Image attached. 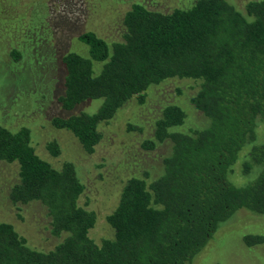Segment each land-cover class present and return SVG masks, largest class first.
Listing matches in <instances>:
<instances>
[{
	"label": "trees",
	"instance_id": "16d2710c",
	"mask_svg": "<svg viewBox=\"0 0 264 264\" xmlns=\"http://www.w3.org/2000/svg\"><path fill=\"white\" fill-rule=\"evenodd\" d=\"M5 17L0 4V35L37 47L63 76L56 98L62 112L51 123L72 133L87 154L100 144L103 125L132 99L145 104L152 88L168 80L198 83L188 105L199 115L194 120L188 106L161 102L149 120L129 124L130 131L148 128L145 151L167 145L169 152L157 171L131 172L107 216L114 236L100 244L90 237L95 212L80 205L85 186L76 165L54 167L36 153L30 128L0 123V162L19 166L10 202L41 203L60 239L38 250L0 222V264H192L237 211L264 217V0L243 8L232 0H196L170 13L134 4L120 40L85 32L74 40L85 51L69 37L61 43L60 33L45 38L28 28L17 35ZM22 56L16 47L10 51L15 63ZM46 148L54 157L61 153L57 142ZM243 243L264 245V234Z\"/></svg>",
	"mask_w": 264,
	"mask_h": 264
},
{
	"label": "rangeland",
	"instance_id": "374dc122",
	"mask_svg": "<svg viewBox=\"0 0 264 264\" xmlns=\"http://www.w3.org/2000/svg\"><path fill=\"white\" fill-rule=\"evenodd\" d=\"M195 1L0 0V4L1 12L8 16L5 18L11 19L7 28H15L17 35L23 30L25 35L28 28L35 36L39 32L45 38L49 34L60 33L61 43L65 40L63 38L69 37L73 46L80 47L77 51H85L84 45L74 41L85 32H93L108 41L120 40L124 16L134 4L170 13L178 8L190 7ZM232 1L243 8L252 0ZM18 44L14 39L8 40L0 35V123L10 128H30L36 153L54 167L59 168L66 162L76 165L85 186L80 205L95 212L97 222L90 231V237L100 244L102 240L114 236L107 216L118 206L128 176L146 167L157 171L162 158L169 152L167 145L145 151L141 142L148 128L143 130L144 133L130 131L129 124L149 120L161 102H178L188 106L194 120H198L199 113L192 111L191 105H188V97L197 92L198 83L186 79L168 80L152 88L145 104L132 99L110 123L102 126L100 144L93 154H87L72 133L58 130L51 123L62 112L57 107L56 98L63 87V76L57 73L55 66H48L41 60L37 47L21 48L25 44L23 41ZM44 44L47 46L46 41ZM13 47L23 53V58L16 63L10 57ZM51 49L47 47L46 54L49 55L47 51ZM177 92L180 94L177 95ZM50 142H57L60 147L61 153L57 157L46 148ZM18 175V164L0 162V222L13 225L31 247L49 251L60 239L51 234L47 209L41 203L14 206L8 198L11 187L19 180ZM255 234H264V217L239 210L230 222L218 230L192 264H264V245L247 248L243 243L245 236Z\"/></svg>",
	"mask_w": 264,
	"mask_h": 264
}]
</instances>
